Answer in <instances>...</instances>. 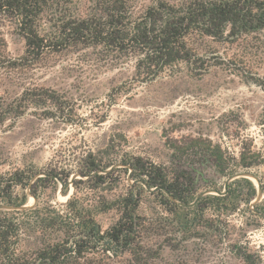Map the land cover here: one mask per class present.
I'll return each mask as SVG.
<instances>
[{
    "label": "trees",
    "instance_id": "trees-1",
    "mask_svg": "<svg viewBox=\"0 0 264 264\" xmlns=\"http://www.w3.org/2000/svg\"><path fill=\"white\" fill-rule=\"evenodd\" d=\"M93 1L89 14L75 16L70 10L74 0H0V68L33 67L51 56L96 48L119 60L134 59L139 82L154 81L181 65L193 76L202 77L211 67L224 63L219 56L200 51L205 39L224 40L264 30V0H154L139 13L134 12L132 0ZM8 25L14 26L25 42L21 58L6 54L3 30ZM252 79L264 89V78ZM31 110L35 116L65 124L78 118L76 105L64 94L33 86L13 101L0 104V127ZM262 126L264 135V121ZM169 147L180 158L199 156V161L210 162L219 175L228 178L239 168L264 165V156L251 148H242L237 157L203 138L169 140ZM69 153L70 159L58 153L57 162L45 170L0 172V206H25L28 192L39 200V190L57 182H63L62 194L69 198L62 209L46 207V232L54 237L33 252L19 249L26 233L23 218L40 210H0V264H91L127 255L134 264H148L159 251L145 241L156 229L154 221L139 213L145 194L153 196L167 214L159 218V227L169 225L184 238L199 236L202 228L220 232L226 218L240 211L243 204L249 207L257 196L255 186L246 178L225 184V195L223 190L208 186L217 195L203 196L205 189L189 169L168 168L130 153L114 138L100 150L84 148ZM74 175L82 178L71 184ZM123 177L132 181L125 186V194L114 201L103 197L96 211L80 207L75 194H68L71 187L77 192L83 184L90 189L114 190ZM98 209L117 210L120 216L103 230L95 216ZM255 211L264 215V204L255 206ZM236 254L245 264H264L243 249Z\"/></svg>",
    "mask_w": 264,
    "mask_h": 264
},
{
    "label": "rangeland",
    "instance_id": "rangeland-1",
    "mask_svg": "<svg viewBox=\"0 0 264 264\" xmlns=\"http://www.w3.org/2000/svg\"><path fill=\"white\" fill-rule=\"evenodd\" d=\"M132 1L134 12L139 13L154 0ZM93 4V0H74L70 10L75 16H85ZM3 32L7 56L21 58L24 40L14 26H6ZM200 51L219 56L224 63L211 67L202 77L193 76L181 65L165 71L154 81L139 82L134 59L119 60L101 49L86 48L51 56L33 67L0 68V104L13 101L28 87L40 86L71 99L78 115L72 124L43 119L33 115V110L8 120L0 127V172L45 170L57 162L58 153L70 159L69 152L84 148L97 151L114 138L130 153L168 168L189 169L202 189L208 190L209 186L224 190L228 177L219 175L210 162L190 155L180 158L169 147V140L203 138L233 156L238 157L242 148H251L264 156V89L252 79L264 78V30L224 40L207 38ZM239 173L256 177L262 195L256 205L243 204L240 211L226 218L220 224V232L202 228L199 236L184 238L169 225L159 227V218L167 214L153 196L145 194L139 213L154 221L156 228L145 241L159 251L158 257L148 264H245L236 254L239 249L264 263V215L255 213V206L264 204V165L239 168ZM123 179L114 190L90 189L83 184L77 192L71 187L68 194H75L80 207L96 211L103 197L114 201L125 194V186L132 181ZM68 200L62 194L60 182L39 190V200L29 196L24 212L40 211L23 218L26 233L19 247L21 251L33 252L54 237L46 232L48 213L44 210L62 209ZM95 216L103 230H107L120 215L117 210L98 209ZM91 264L134 263L127 255Z\"/></svg>",
    "mask_w": 264,
    "mask_h": 264
},
{
    "label": "water",
    "instance_id": "water-1",
    "mask_svg": "<svg viewBox=\"0 0 264 264\" xmlns=\"http://www.w3.org/2000/svg\"><path fill=\"white\" fill-rule=\"evenodd\" d=\"M39 176H37L33 181H32V183H34V181H36V179L38 178ZM78 177H80V178H82L80 175H75V176H73L72 178H71V180H70V183L72 184V180H74V179H78ZM239 178H246V179H248V180H250V179H255L257 182H258V180H257V178L256 177H254L253 175H251V174H248V173H239V174H235L234 176H232V177H230L229 179H228V182L226 183V187H227V185L230 183V182H232V181H234V180H236V179H239ZM251 181V180H250ZM252 182V181H251ZM61 183V185H63V182H60ZM253 183V182H252ZM254 186L256 187V189H257V197H256V199L251 203L252 205H254L257 201H259V199L261 198V195H262V188H261V186H260V184H259V182H258V185H255L254 184ZM225 187V191H224V193L222 194V195H225L226 194V192H227V188ZM151 191H153V190H151ZM213 192V193H212ZM217 195V192L216 191H214V190H207V191H205L204 193H203V196H205V195ZM28 195L31 197L32 195L28 192ZM33 197V196H32ZM34 198V197H33ZM35 201H36V199H34ZM256 205V204H255ZM28 209V204H26L25 206H22V207H13V206H0V210H2V211H7V212H9V211H12V212H24V211H26Z\"/></svg>",
    "mask_w": 264,
    "mask_h": 264
},
{
    "label": "flooded vegetation",
    "instance_id": "flooded-vegetation-1",
    "mask_svg": "<svg viewBox=\"0 0 264 264\" xmlns=\"http://www.w3.org/2000/svg\"><path fill=\"white\" fill-rule=\"evenodd\" d=\"M24 53H25V52H24ZM190 156H192V155H190ZM198 158H199V156L196 157V159H197V160H201V158H200V159H198ZM213 167H214V166H213ZM191 172H192V171H191ZM194 176H195V175H194ZM195 177H196V176H195ZM196 179H197V178H196ZM197 181H198V179H197ZM198 184H199V182H198ZM199 185H200V184H199ZM253 185H254V184H253ZM255 188H256V187H255ZM207 189H208V188H207ZM208 190H209V189H208ZM256 190H257V189H256ZM205 191H207V190H204V192H205ZM223 191H225V190H223ZM256 197H257V196H256ZM255 199H256V198H255ZM250 205H251V204H250Z\"/></svg>",
    "mask_w": 264,
    "mask_h": 264
},
{
    "label": "bare ground",
    "instance_id": "bare-ground-1",
    "mask_svg": "<svg viewBox=\"0 0 264 264\" xmlns=\"http://www.w3.org/2000/svg\"><path fill=\"white\" fill-rule=\"evenodd\" d=\"M250 180H251L252 182L254 181L253 184L258 185V182H257L255 179H250ZM31 199L34 200L35 198H33V197L31 196ZM31 201H32V200H31Z\"/></svg>",
    "mask_w": 264,
    "mask_h": 264
}]
</instances>
